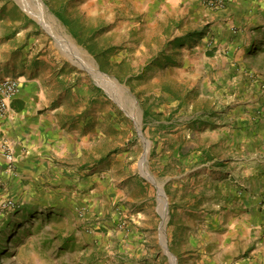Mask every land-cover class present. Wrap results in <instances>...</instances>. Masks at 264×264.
<instances>
[{
	"label": "rangeland",
	"instance_id": "rangeland-1",
	"mask_svg": "<svg viewBox=\"0 0 264 264\" xmlns=\"http://www.w3.org/2000/svg\"><path fill=\"white\" fill-rule=\"evenodd\" d=\"M40 1L45 25L30 0H0V17L21 10L35 51L60 58L87 142L53 184L0 204V264H264V0L230 28L200 0Z\"/></svg>",
	"mask_w": 264,
	"mask_h": 264
},
{
	"label": "crops",
	"instance_id": "crops-1",
	"mask_svg": "<svg viewBox=\"0 0 264 264\" xmlns=\"http://www.w3.org/2000/svg\"><path fill=\"white\" fill-rule=\"evenodd\" d=\"M254 1L232 0L217 15L229 19V28L242 27L255 14ZM15 12L0 17V81L15 79L21 83L19 95L10 102L9 114L0 117V204L7 202L10 192L23 193L30 187L37 191L45 183L53 184L55 174L64 172L65 166L59 163L79 157L81 144L87 142L80 136L79 123L74 128L67 122L69 116L78 113L66 111L63 79L58 81L54 75L52 60L60 58L52 57L50 50L44 51L45 55L35 51L42 41L37 38L36 25L21 10ZM241 15L245 19H240ZM235 118L232 115L229 119ZM8 149L14 155V177L8 172ZM256 218L264 220V209Z\"/></svg>",
	"mask_w": 264,
	"mask_h": 264
},
{
	"label": "built area",
	"instance_id": "built-area-1",
	"mask_svg": "<svg viewBox=\"0 0 264 264\" xmlns=\"http://www.w3.org/2000/svg\"><path fill=\"white\" fill-rule=\"evenodd\" d=\"M232 0H200V2L210 10L224 9ZM21 91V83L15 79H5L0 81V117L5 118L9 114L10 102H12ZM6 154L8 161V172L15 171V160L13 153L8 149ZM7 209H15L16 203L7 201L3 203Z\"/></svg>",
	"mask_w": 264,
	"mask_h": 264
},
{
	"label": "bare ground",
	"instance_id": "bare-ground-1",
	"mask_svg": "<svg viewBox=\"0 0 264 264\" xmlns=\"http://www.w3.org/2000/svg\"><path fill=\"white\" fill-rule=\"evenodd\" d=\"M30 1H32V2H35V4L37 5V8L39 9V10H41L42 12H39V13H41L40 14V16H38V14L37 13H32L33 15H37V18H38V20L43 24V25H45L46 24V20L48 21V19H52L53 20V18L51 17V15H50V13L48 12H46V9H45V7H44V4L40 1V0H30ZM27 4V3H26ZM55 21V20H54ZM51 23V22H50ZM58 23V22H57ZM58 28V27H57ZM59 31H60V28H59ZM60 37H62L65 41H66V43H67V45H68V48H70V49H73V50H75V51H80V50H78V48L75 46V45H73L68 39H67V37H65L63 34H58ZM81 52V51H80ZM96 66V65H95ZM95 69V68H94ZM92 71V70H91ZM93 74L98 78V80H99V82L101 83V85H103V86H106V87H108L111 91H115V92H118V91H123L122 90V87L119 85V83L117 82V81H115V80H111L110 78H108V77H105L104 75H102L101 73H99L98 71H93ZM117 94V93H116ZM132 96V95H131ZM130 96V97H131ZM130 99V98H129ZM131 101V100H130ZM119 102V101H118ZM121 102V101H120ZM137 103V102H136ZM138 128H139V130H141V126H140V122H138ZM144 139V138H143ZM144 141V143H145V145H146V147H147V149L149 148V145H148V141H146V139H144L143 140ZM141 171H142V173L145 175V176H147L152 182H155L154 181V179L155 178H153L151 175H150V172H149V170L147 169V167L145 166V162H144V160L142 161V163H141ZM160 209H161V211H162V214H163V218H164V222H163V224H162V228H164V226H165V223H166V221H167V217H168V211H167V199H166V197H165V195H164V193H163V191L160 189ZM163 235V237H164V234H162ZM166 247V246H165ZM166 251H167V253L170 255V253H169V251H168V249H167V247H166ZM171 256V255H170ZM171 259H172V262H173V264H176V259L174 258V257H172L171 256Z\"/></svg>",
	"mask_w": 264,
	"mask_h": 264
},
{
	"label": "water",
	"instance_id": "water-1",
	"mask_svg": "<svg viewBox=\"0 0 264 264\" xmlns=\"http://www.w3.org/2000/svg\"><path fill=\"white\" fill-rule=\"evenodd\" d=\"M140 133H141V131H140ZM142 134V133H141Z\"/></svg>",
	"mask_w": 264,
	"mask_h": 264
}]
</instances>
